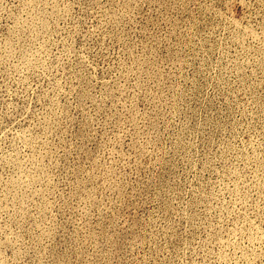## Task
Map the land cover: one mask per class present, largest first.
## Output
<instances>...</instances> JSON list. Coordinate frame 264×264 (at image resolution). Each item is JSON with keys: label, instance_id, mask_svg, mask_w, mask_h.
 <instances>
[{"label": "rangeland", "instance_id": "374dc122", "mask_svg": "<svg viewBox=\"0 0 264 264\" xmlns=\"http://www.w3.org/2000/svg\"><path fill=\"white\" fill-rule=\"evenodd\" d=\"M0 264H264V0H0Z\"/></svg>", "mask_w": 264, "mask_h": 264}]
</instances>
